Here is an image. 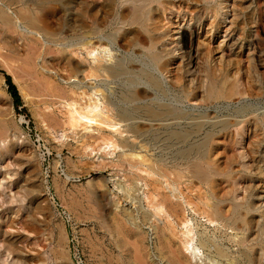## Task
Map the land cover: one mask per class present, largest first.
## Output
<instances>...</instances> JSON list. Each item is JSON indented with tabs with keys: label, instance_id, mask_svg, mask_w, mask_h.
<instances>
[{
	"label": "rangeland",
	"instance_id": "374dc122",
	"mask_svg": "<svg viewBox=\"0 0 264 264\" xmlns=\"http://www.w3.org/2000/svg\"><path fill=\"white\" fill-rule=\"evenodd\" d=\"M228 5L227 23L211 41L213 50L209 57L202 55L201 43H207L202 29L204 24L211 26L213 19L205 12L199 14L201 22L194 24L188 18L173 19L170 35L175 44H169V48L176 50V63L185 76V86L173 87L169 75L159 72L134 51L115 44L93 50L71 37L62 46L48 42L17 18L14 7L0 0V12L14 19L12 26L0 20V264H230L216 255L213 245L202 247L204 239L214 241L238 264H249L245 254L252 248L259 252L262 242L254 237L248 241L249 246L238 245L244 238L242 233L211 220L207 190L191 180L177 182L172 174L182 165L176 159L179 154L193 148L208 131L213 132L211 125L227 119L264 118V13L260 12L264 0H229ZM238 5L244 8L234 9ZM72 8L80 11L76 6ZM9 39L15 40L18 49L10 50ZM62 55L75 65H82L84 71L68 79L61 63L47 65ZM97 58L107 65L111 59L137 65L131 69L128 66L129 72L117 78L97 79L88 76L90 65ZM144 70L163 81L161 89L153 90L138 77ZM209 70L218 76L228 75L229 82L241 80L245 87L250 82L259 91L234 101L188 102L185 89L195 88ZM5 75L11 77L18 91L19 106L14 105L7 92ZM130 78L137 79V83L132 86ZM135 86L151 89V99L124 100ZM151 102L173 106L186 118L146 121L136 109ZM80 110L102 111L104 116L113 118L117 131L85 124L75 113ZM130 112L133 116L128 122L115 120V114ZM73 118L78 121L77 127L70 125ZM144 122L154 129L158 125L170 127L150 132L142 142L128 129ZM196 122L206 123L202 137L189 144L169 141L172 130L183 131ZM121 140L136 149L122 147ZM249 146L248 139L243 148L236 143L227 144V160L237 166L242 161L238 160L240 152ZM253 147L255 151L248 153L257 154L254 168L263 172L264 141L257 140ZM140 152L154 161L153 171L145 172V166L134 164L132 154ZM161 162L167 172L159 168ZM258 178L255 177L256 190L251 196L260 206V211L252 214L257 217L264 213V174ZM30 189L36 192L35 196L29 194ZM94 191L106 193L113 207L106 221L99 219L91 195ZM125 211L138 217L140 228L123 222L121 213ZM143 213L149 214L148 220H144Z\"/></svg>",
	"mask_w": 264,
	"mask_h": 264
},
{
	"label": "bare ground",
	"instance_id": "6f19581e",
	"mask_svg": "<svg viewBox=\"0 0 264 264\" xmlns=\"http://www.w3.org/2000/svg\"><path fill=\"white\" fill-rule=\"evenodd\" d=\"M4 1L6 2V5L15 8L17 18L28 29L35 32V34L38 33L43 35L48 42L61 44L62 46L63 42L71 37L76 41L81 42L84 48L93 50L96 46L104 48L108 45L115 44L120 49L134 51L135 55L142 56L141 58H143V60L145 59L148 64L159 70V72L169 75L173 87H182L185 84L184 71L182 72L181 65L176 63L177 58L176 55H174L176 50L169 48V44H175L170 35L175 25L173 19L177 18L179 21H185V19L188 18L191 23L194 24L201 22L199 19V14L201 12H205V15L213 19L211 26L208 27L204 24L202 29L204 31L203 33H205L203 37H205L207 42L206 44L203 42L201 43V45H203L202 55L204 57H209L208 55L211 56L213 50L211 47V41L216 38L217 30L219 28L222 29L223 25L227 23L229 15V0ZM261 4L262 3H260V5ZM73 5L78 9L80 8V11L78 12V10H74L72 8L74 7ZM242 7L243 5H238V7H235L234 9L240 10ZM260 12L264 13V8H261ZM64 16L66 19L62 20L61 18ZM235 17L237 18V16H234V18ZM0 20L6 26H12L14 24L12 16L3 12H0ZM181 25L182 24L180 23L179 26ZM238 26V24L235 25V28ZM185 33L186 32L184 31L183 34L185 35ZM7 44L11 50L15 47V40L9 39L7 40ZM66 57L62 55L53 62H47V65L53 67L55 62H59L63 65L62 70L68 72V79L77 77L84 71L82 68L83 66L75 65L72 60L68 59L69 57ZM113 60L114 59H111V64L107 65L104 64L100 58H97L96 63L90 65L88 76L97 79L101 77L117 78L129 72L131 68H135L137 65L133 61H125V63H123L122 61L113 62ZM225 71H227V69H225ZM154 75L155 74H151L147 70H144V72L138 77L144 79L153 90H159L163 86V81ZM128 81L131 85H135L138 80L130 78ZM100 91L101 90H97V92ZM255 91L259 90H256L255 85L250 82L245 87L241 80L229 82L228 75L218 76L214 71L209 70L205 78H202L197 82L195 88L185 89V96L186 100L190 103H198L200 101L205 104H213L219 101H234L241 97L244 98L248 93L250 95L251 92L254 93ZM152 95L151 89L135 86L129 90L124 100L126 99L130 102H143L151 99ZM97 108L98 107H95V109ZM136 110L137 115H140L142 119L151 122H174L186 118V114L184 115L183 113H180L175 107L154 102L147 103L144 107L137 108ZM75 113L80 116L85 124H94L97 129L108 128L111 129V131H117L116 126L112 125L113 118L110 116H104L102 111L89 110L83 112L80 110ZM114 116L117 118L115 120L122 123L131 120L133 114L130 112V114H115ZM70 125L71 127L78 126L76 118L71 120ZM205 126L206 123L204 122H196L191 128L183 131L174 129L168 139L174 144H189L201 136ZM154 127L145 122L135 123L129 126L128 132L133 133L136 138L145 142L146 137L150 132L169 128L170 126L158 125L156 129H154ZM210 127L213 128V132L210 133L208 131V134L204 138L201 140L197 139L198 143L194 145L193 148L182 151L179 154L176 159L181 162L182 165H179L172 174L175 175L177 182L182 183L184 179L188 181L191 180V182L197 183L200 188H205L207 190L206 195L211 198V203L207 205L211 209V220L222 222L227 227L238 233H242L244 238L240 240L238 245L249 246V244H247L248 241L254 237L258 238V240L262 242L261 245L259 244V252L252 248L250 249L251 252L245 254V258L249 264H264V213L261 212L260 215L258 214L259 217H257V215H252L260 211L258 209L260 206L257 207V204L251 200V196H253L252 193L256 190L255 177H261L264 174V171L262 172V169L259 167L254 168L256 166L257 154L250 155L248 153V150L255 151L253 147L254 142L257 140L264 141V118L260 120L253 117L241 121L227 119V121L213 124ZM246 139L250 140L249 149L240 152L238 160L241 158L242 161L237 163V166H234L235 163L228 161L226 158L227 155L225 156V147L227 144L229 145V143H236L243 148V142H245ZM121 146L130 150L136 149L135 145H130L125 140H121ZM142 149L148 151L145 146H142ZM236 153H233L235 157H237L235 155ZM132 155L135 156L134 164L143 167L145 166V172L154 170V161H152L147 155H143L142 152ZM233 160L235 161V159ZM159 168L163 170V172H167V170H164V168L166 169L165 163L161 162ZM103 182L104 187L106 186V181ZM34 193L36 194L34 190L30 189L29 194L35 196ZM91 195L94 200L93 202H95L97 207L98 214L100 215L99 219L106 221L113 210L107 194L94 191ZM137 203L139 202H135V204ZM143 216L144 220H148L149 214L143 213ZM121 218L123 219V222H132L136 228L141 227V225L137 223L138 217L136 218L133 212L125 211L121 213ZM257 218H259V220H257ZM255 226L258 227V229ZM255 228L257 229L256 234H254ZM166 242L169 241L167 240ZM210 245L214 246V251L220 259H226L227 261H230V264H238L237 260H232L230 255L216 245L214 241L210 239H204L201 241V246L204 248H207Z\"/></svg>",
	"mask_w": 264,
	"mask_h": 264
},
{
	"label": "trees",
	"instance_id": "16d2710c",
	"mask_svg": "<svg viewBox=\"0 0 264 264\" xmlns=\"http://www.w3.org/2000/svg\"><path fill=\"white\" fill-rule=\"evenodd\" d=\"M5 83L7 86V92L10 95V97L12 98L14 105L19 106L20 105V97H19L18 91H17L15 85L13 84L11 77L9 75H5Z\"/></svg>",
	"mask_w": 264,
	"mask_h": 264
}]
</instances>
